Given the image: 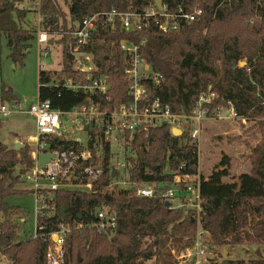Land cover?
<instances>
[{
	"label": "trees",
	"instance_id": "obj_1",
	"mask_svg": "<svg viewBox=\"0 0 264 264\" xmlns=\"http://www.w3.org/2000/svg\"><path fill=\"white\" fill-rule=\"evenodd\" d=\"M20 1L0 0V36L7 38L9 57L20 65L39 30L62 47L61 68L39 70L38 100H49L63 117L85 105L98 104L113 111L123 101L132 102L131 81L124 72L130 58L121 43L145 41L141 55L153 72L162 75L159 83L144 81L149 100L159 98L174 114L191 115L200 95L210 89L218 97L209 105V117L232 102L244 118H257L262 140L250 154V173L242 175L238 184H220L216 173L212 180L202 182L198 219L195 208L167 206L163 195L170 189L183 195L188 185L183 177L198 174V144L190 136L189 125L181 136H175L168 123L146 124L127 133L129 145L124 148L131 152L125 158L127 177L120 172L113 176V146L103 137L98 140L96 128L85 127L90 135L87 144L48 136L52 150L81 151L88 145L92 159L80 162L75 171L93 163L100 164L102 174L88 191L39 189L36 196L44 207L37 211L36 235L27 239L19 236L26 213L8 199L36 193L20 187L35 166L33 147L22 136L18 150L0 142V254L8 264H54L47 257L53 244L50 234L63 228V256L58 264H179L178 256L194 243L199 229L210 253L214 252L211 264H225L224 249L229 264H264V0H162L170 11L203 8L195 21L170 32L155 24L126 31L118 18L114 24L100 20L82 52L92 55L97 68L92 71L94 77L108 75L107 94L66 87L68 80L92 83L87 71L74 67L72 32L87 15L143 12L155 0H66L68 11L61 0H41L40 7H35L42 17L39 25L26 21L28 10L19 6ZM243 61L245 66L240 65ZM1 96L2 102H20L9 86L2 87ZM2 127L0 121V132ZM122 179L130 186L115 183ZM74 181L85 184L88 179ZM142 186H152L153 196L138 195L137 188ZM182 195L177 197L184 200ZM97 208H107L116 216L114 229L99 230ZM252 245L258 248L254 255L232 258L231 251Z\"/></svg>",
	"mask_w": 264,
	"mask_h": 264
},
{
	"label": "built area",
	"instance_id": "obj_2",
	"mask_svg": "<svg viewBox=\"0 0 264 264\" xmlns=\"http://www.w3.org/2000/svg\"><path fill=\"white\" fill-rule=\"evenodd\" d=\"M29 1L34 7L39 8L41 5V0ZM202 14L203 8L200 6L194 7L190 11H184L181 7L176 11H170L164 4L162 9H159L155 4L145 8L143 12L123 13L113 10L103 14L97 12L85 16L71 34V46L75 58L74 67L80 71H87L89 73L88 79H91L92 83L89 85H82L68 80L66 82V87L75 90L82 88L88 92L97 91L100 94L108 93L110 88L108 75L103 74L94 77L92 71H96L97 68L93 63L92 55L82 52V48L90 43L92 35L97 29L100 20H104L105 23L110 22L114 24L118 18L122 28L126 31H139L151 24H155L163 32H170L180 30L183 24L195 21ZM38 39L40 43H45L50 40L48 33L42 30H39ZM143 43H145V41H143L142 44ZM142 44H134L128 41H123L121 43L122 50L130 58V63L125 67L124 72L131 81L129 94L133 101L129 103L128 101H123L120 106L113 111L104 109L98 104L74 108L70 112H67L65 117L69 116L70 120L77 128L85 130L86 126L94 127L97 129L98 140L103 137L105 141H110L112 146L114 143H117L125 147L129 145L125 135L129 132H135L138 127L146 124L158 126L168 123L172 128H180L183 132L186 125H189L192 140L198 141L205 120L215 119L218 121H228L239 118V113L232 102H229V114H223L222 111L225 107H220L216 109L215 116L209 117V105L218 97V94L210 89L200 95L197 107L191 115L174 114L169 107L162 105L159 98L149 100L144 81L150 79L155 81V83H159L162 79V75L153 72L151 66L143 59L140 52ZM143 101L145 103L141 106L140 103ZM22 112L29 113L36 121L37 136L34 138L35 142H30L34 144L32 156L35 161V166L25 175L26 181L32 183V189L35 190V194L37 195L38 190L41 188L54 191L62 187L77 188L78 186H86V188L90 190L93 181L97 180L102 174V167L100 164L95 165L91 163L84 166L79 171H75L80 162L92 159V151L88 145L81 151H75L73 149L69 151H60L50 149L46 141L48 136L63 137V131L61 130V126L65 119L63 113L53 109L49 100H37L26 110L21 109L15 102L5 103L0 101V121H4L12 114ZM42 136L44 139H41ZM78 141L81 142L80 140ZM99 146H101V144H99ZM48 152L53 153L51 160L45 165L39 164V154ZM100 154L101 153H99V155ZM122 166L126 167V163L122 164ZM118 167L119 166L115 164L114 168L117 169V174L120 172ZM198 175L199 174L196 176L186 175L183 177V179L188 182L186 192L182 195L184 200L177 197L176 189H170L163 195L167 198L168 202L177 200L176 207L191 206L195 208L199 219L201 190ZM84 177L88 179L87 183H75L74 180L83 179ZM176 178L181 180V177L178 175ZM115 183L123 187L130 186L125 179ZM137 194L151 197L154 194V189L152 186L138 187ZM36 197L38 211L44 207V204L38 196ZM171 204L175 203H170V205ZM99 217L100 222L97 227L100 231L112 230L116 227V216L110 213L107 208L100 209ZM65 233L66 230L63 228L50 234L53 244L48 250L47 257L49 261L54 264L60 263L62 259V247ZM202 234V229H199L194 243L178 256L179 259L182 260L179 264H204V260L208 254H210V251L202 238Z\"/></svg>",
	"mask_w": 264,
	"mask_h": 264
},
{
	"label": "rangeland",
	"instance_id": "obj_3",
	"mask_svg": "<svg viewBox=\"0 0 264 264\" xmlns=\"http://www.w3.org/2000/svg\"><path fill=\"white\" fill-rule=\"evenodd\" d=\"M66 0H61L62 7L68 11ZM19 6L26 8L28 11L26 16L27 22L39 25L42 17L29 0H22ZM41 19V20H40ZM26 23L24 26H29ZM10 48L7 38L0 36V101L3 86L12 88L14 94L19 99L18 106L26 110L29 106L38 100L39 88V70H59L61 68L62 47L58 42L39 43L38 33L35 40L31 42L25 62L23 65L15 64L9 57ZM9 103L12 101L5 100ZM234 104V103H233ZM230 108H223V114H229ZM244 118L239 114V118L228 121H218L211 119L204 122L198 144L199 154V171L200 190L203 181L212 180V176L216 173L220 184L234 185L240 182L242 175L250 173L251 160L250 154L252 149L262 140L259 125L256 123L257 118ZM245 120V121H243ZM63 136L68 139L80 140L87 144L90 136L87 131L77 128L66 116L61 126ZM12 131L24 133L30 138L29 142H35L36 121L29 113L22 112L12 114L3 121V127L0 132V142H10L13 139ZM25 138V137H24ZM34 140V141H33ZM18 143H21L19 140ZM22 144V143H21ZM34 148V144L31 143ZM126 147V146H125ZM114 151L113 161L120 169V174L124 177L128 176V170L122 164L126 163V157L131 154L129 149L124 145L113 144ZM20 187L32 188L31 182H24ZM66 188V187H62ZM80 190L87 191L86 186L77 187ZM71 189H75L71 187ZM182 192L177 190V196H181ZM177 199V198H175ZM12 205L20 206L26 213L24 219L21 220V229L19 236L21 239L31 238L36 232L37 220V197L35 193H27L20 196H13L8 199ZM176 203L177 200L169 201ZM248 248L256 247L255 245L247 246ZM232 258L248 257L254 251L245 252L240 247L231 251ZM178 256V255H177ZM214 257V252L208 254L204 260V264H211L210 258ZM180 261H182L180 259ZM220 261V260H219ZM0 264H8V261L0 254ZM153 264V262H151Z\"/></svg>",
	"mask_w": 264,
	"mask_h": 264
},
{
	"label": "water",
	"instance_id": "obj_4",
	"mask_svg": "<svg viewBox=\"0 0 264 264\" xmlns=\"http://www.w3.org/2000/svg\"><path fill=\"white\" fill-rule=\"evenodd\" d=\"M155 3L156 5L158 6L159 9H162V6H163V1L162 0H155ZM51 43L54 42V39H51L50 40ZM246 62L243 61L241 62V66H245ZM172 133L175 135V136H181L183 134V131L180 129V128H177V127H173L172 128ZM22 147V144L21 143H16L14 148L16 150L20 149ZM53 157V153L52 152H48V153H41L39 154V164L41 165H45L47 164L51 158ZM117 175V169L116 168H113V176H116ZM166 205L167 206H170V202H166ZM65 208H62V212H64ZM100 211V208H97L96 209V214L99 213ZM162 231V222H160L159 224V232ZM223 258L226 260L225 261V264H229L227 259H228V252H227V249H224L223 250Z\"/></svg>",
	"mask_w": 264,
	"mask_h": 264
},
{
	"label": "crops",
	"instance_id": "obj_5",
	"mask_svg": "<svg viewBox=\"0 0 264 264\" xmlns=\"http://www.w3.org/2000/svg\"><path fill=\"white\" fill-rule=\"evenodd\" d=\"M38 37H39V32H38ZM50 40H51V39H50ZM50 40H49V43H51ZM38 41H39V39H38ZM39 43H40V42H39ZM53 43H54V42H53ZM51 44H52V43H51ZM210 120H211V119H208L207 121H210ZM212 120H213V119H212ZM207 121L205 120L204 122H207ZM12 134H13V139L10 140L9 143L6 142V141H4V142L1 141V142L4 143V144H6V145H8L9 147H14L15 144L19 142V140H20V136L25 137L26 139H27V138H30V136H27V135H25L24 133H20V132H17V131H12ZM241 249L244 250V251L247 252V253H248V251L253 250L254 253H255L256 250H257L258 248H257V247H253V248L242 247ZM254 253H253L252 255H254Z\"/></svg>",
	"mask_w": 264,
	"mask_h": 264
}]
</instances>
